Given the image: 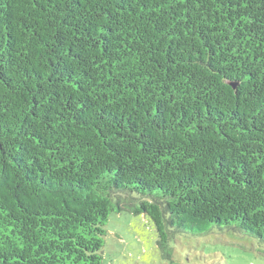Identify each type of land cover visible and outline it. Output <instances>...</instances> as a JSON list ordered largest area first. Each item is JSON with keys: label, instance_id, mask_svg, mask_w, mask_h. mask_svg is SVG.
I'll use <instances>...</instances> for the list:
<instances>
[{"label": "trees", "instance_id": "16d2710c", "mask_svg": "<svg viewBox=\"0 0 264 264\" xmlns=\"http://www.w3.org/2000/svg\"><path fill=\"white\" fill-rule=\"evenodd\" d=\"M122 212L264 243V0H0V264H102Z\"/></svg>", "mask_w": 264, "mask_h": 264}, {"label": "rangeland", "instance_id": "374dc122", "mask_svg": "<svg viewBox=\"0 0 264 264\" xmlns=\"http://www.w3.org/2000/svg\"><path fill=\"white\" fill-rule=\"evenodd\" d=\"M105 229L102 264H264V243L233 228L214 227L198 237L179 234L169 243L168 260L158 250L151 221L142 215L113 213Z\"/></svg>", "mask_w": 264, "mask_h": 264}]
</instances>
